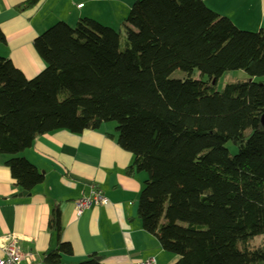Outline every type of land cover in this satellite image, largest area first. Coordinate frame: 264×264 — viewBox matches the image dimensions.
I'll return each instance as SVG.
<instances>
[{
  "label": "trees",
  "instance_id": "trees-1",
  "mask_svg": "<svg viewBox=\"0 0 264 264\" xmlns=\"http://www.w3.org/2000/svg\"><path fill=\"white\" fill-rule=\"evenodd\" d=\"M34 48L46 67L33 80L0 58V155L19 189L45 181L20 156L38 138L114 123L130 170L147 175L143 229L176 264H264V246L251 247L264 237V83L214 89L231 72L264 79V31H242L201 0H139L121 31L58 23ZM50 228L60 234L59 211ZM60 252L69 245L46 263Z\"/></svg>",
  "mask_w": 264,
  "mask_h": 264
},
{
  "label": "crops",
  "instance_id": "crops-1",
  "mask_svg": "<svg viewBox=\"0 0 264 264\" xmlns=\"http://www.w3.org/2000/svg\"><path fill=\"white\" fill-rule=\"evenodd\" d=\"M30 1L0 0V31L5 37L0 58L11 61L28 80L46 67L34 42L51 27H74L87 19L121 31L139 0H39L27 7ZM201 1L242 31H264V0ZM117 139V131L104 125L82 135L58 132L38 138L20 156L43 173L45 181L26 196L6 166L9 157L0 155V259L14 239L34 264H47L46 257L60 244L69 245L70 252L57 253L59 264H81L93 255L101 264L177 263L178 258L143 229L138 206L147 175L130 170L134 157L118 146ZM93 188L107 203L78 218L74 204L89 197ZM56 211L60 234L50 228Z\"/></svg>",
  "mask_w": 264,
  "mask_h": 264
},
{
  "label": "built area",
  "instance_id": "built-area-1",
  "mask_svg": "<svg viewBox=\"0 0 264 264\" xmlns=\"http://www.w3.org/2000/svg\"><path fill=\"white\" fill-rule=\"evenodd\" d=\"M81 6L80 8H82ZM107 200L101 195L98 190L93 188L89 197L82 198L75 202V212L78 218H81L85 212L90 210L93 206H99L106 204ZM0 264H34L33 257L31 255H24L21 253L17 246L16 240H11L10 244L4 250V257L0 259ZM138 264H155L153 260L147 262H141Z\"/></svg>",
  "mask_w": 264,
  "mask_h": 264
},
{
  "label": "rangeland",
  "instance_id": "rangeland-1",
  "mask_svg": "<svg viewBox=\"0 0 264 264\" xmlns=\"http://www.w3.org/2000/svg\"><path fill=\"white\" fill-rule=\"evenodd\" d=\"M194 77L198 78V75H195ZM242 82H254L256 84H261V83H264V79H261V78L251 79L242 71L231 72V73L225 74L218 81L214 89L216 92H222L226 86L235 85V84L242 83ZM104 126L112 129L113 131H116V124L114 123L104 124ZM227 149L232 156H235L238 153V148L232 144H227ZM262 246H264V237H258L251 242L252 248H259Z\"/></svg>",
  "mask_w": 264,
  "mask_h": 264
},
{
  "label": "water",
  "instance_id": "water-1",
  "mask_svg": "<svg viewBox=\"0 0 264 264\" xmlns=\"http://www.w3.org/2000/svg\"><path fill=\"white\" fill-rule=\"evenodd\" d=\"M215 85H216V82L214 81L213 86H215ZM262 126L264 128V118L262 119ZM26 195H27V193H24L22 196H26Z\"/></svg>",
  "mask_w": 264,
  "mask_h": 264
}]
</instances>
